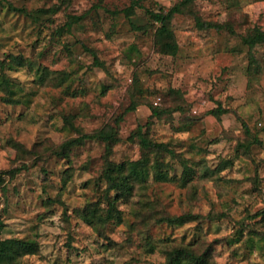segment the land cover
I'll return each mask as SVG.
<instances>
[{
  "label": "rangeland",
  "instance_id": "obj_1",
  "mask_svg": "<svg viewBox=\"0 0 264 264\" xmlns=\"http://www.w3.org/2000/svg\"><path fill=\"white\" fill-rule=\"evenodd\" d=\"M132 1L0 0V240L35 244L16 264H163L175 245L264 264L251 217L264 208V43L243 39L264 31V0L189 1L171 19L175 49L150 11L179 0ZM106 125L110 148L91 138L56 153ZM138 130L174 155L148 152L145 182L106 220L104 169L144 156ZM185 213L196 218L156 221Z\"/></svg>",
  "mask_w": 264,
  "mask_h": 264
},
{
  "label": "trees",
  "instance_id": "obj_2",
  "mask_svg": "<svg viewBox=\"0 0 264 264\" xmlns=\"http://www.w3.org/2000/svg\"><path fill=\"white\" fill-rule=\"evenodd\" d=\"M137 1L138 0H133L131 2V5L129 6L131 10L134 8V5L137 4ZM189 1L191 0H179L167 10L159 8L156 11H150L152 19L159 24L156 30L157 34L165 36V38L169 37V39L164 42V46L166 48L175 49L176 47L173 33L169 26L173 15L175 13L181 12L182 8ZM195 19L197 25L203 28L213 27L215 29H218L220 27L216 24L205 22L199 17H196ZM69 23L71 24V22ZM243 39L250 47H253L258 43L262 44L264 43V31L259 28H256L252 33L244 36ZM137 104L138 103L135 101L131 102L130 106H128L126 110H133ZM221 111H224V109L218 107L215 111L213 110V113H215V115L219 117ZM158 114L159 110L156 109V106H151V115ZM113 128L114 127L111 125H106L97 132L91 134L84 133L81 134L79 137L69 139L61 144L59 152L56 151V153L64 154L71 145L80 144L86 139L91 138H96L104 141L106 143V147L110 148V143L114 140ZM137 137L140 148L144 150V156L142 158L120 164L109 162L104 169L103 178L106 180L107 183L106 187L104 188V199L106 207L103 210V214L105 215L100 214V216L106 220L114 217L115 212L117 211V201H119L120 199L128 198L133 193L134 186L136 184L140 186L143 182H145L149 174L150 157L148 155V152H154L158 154L162 151H166L174 155V151L168 148L165 143L158 142L149 138L147 135H145V133H142L141 130L137 131ZM160 161L161 160H155L153 164H151L152 167H157V171H155V173L158 175L159 178L164 176L162 175L163 170L160 168ZM192 173V168L185 165L183 175H185L186 179L191 178ZM3 181L4 178L0 173V187H2ZM92 212V214L85 215V219L90 222L93 221L92 218L97 215L95 211ZM88 215H90V217ZM251 217L254 218L255 223L264 222V208L261 210H257L254 214H252ZM195 218L196 216L194 214L189 213L180 215L162 214L156 217V221L159 223L167 222L169 224H182L184 222L194 220ZM0 225H2L1 221ZM93 225L95 224L93 223ZM252 229H256V227H252ZM35 248V244L32 241L12 237L2 239L0 240V264H16L14 262L16 256L19 257L23 253L33 252ZM164 255L165 262L163 264H216L215 261L212 259L209 247H204L199 250L198 247L196 248L194 246L175 245L174 247L165 249Z\"/></svg>",
  "mask_w": 264,
  "mask_h": 264
}]
</instances>
